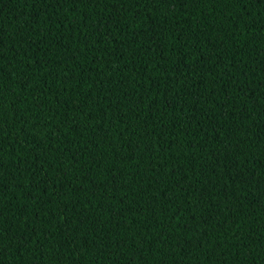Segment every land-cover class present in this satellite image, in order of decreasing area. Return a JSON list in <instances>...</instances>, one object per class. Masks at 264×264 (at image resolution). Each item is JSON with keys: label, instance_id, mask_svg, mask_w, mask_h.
Masks as SVG:
<instances>
[{"label": "trees", "instance_id": "1", "mask_svg": "<svg viewBox=\"0 0 264 264\" xmlns=\"http://www.w3.org/2000/svg\"><path fill=\"white\" fill-rule=\"evenodd\" d=\"M0 264H264V0H0Z\"/></svg>", "mask_w": 264, "mask_h": 264}]
</instances>
